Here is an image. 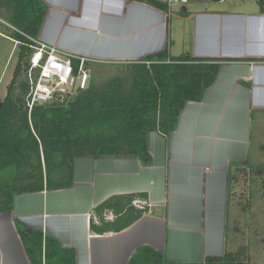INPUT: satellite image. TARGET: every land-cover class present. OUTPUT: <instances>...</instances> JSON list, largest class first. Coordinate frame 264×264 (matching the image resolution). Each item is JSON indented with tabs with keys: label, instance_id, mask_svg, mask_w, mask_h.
Wrapping results in <instances>:
<instances>
[{
	"label": "crops",
	"instance_id": "obj_1",
	"mask_svg": "<svg viewBox=\"0 0 264 264\" xmlns=\"http://www.w3.org/2000/svg\"><path fill=\"white\" fill-rule=\"evenodd\" d=\"M43 1L38 39L90 59L138 61L168 47L172 56L223 62L203 100L186 102L174 131L150 130V165L135 156L78 155L72 187L16 194L13 209L0 213V264H33L19 225L72 249L75 264H206L224 256L230 172L251 162L254 121L264 120L260 5L175 2L182 48L171 35L174 3L165 11L139 0ZM134 194L146 195L136 199H148L149 212L120 231L91 228L98 205Z\"/></svg>",
	"mask_w": 264,
	"mask_h": 264
},
{
	"label": "trees",
	"instance_id": "obj_2",
	"mask_svg": "<svg viewBox=\"0 0 264 264\" xmlns=\"http://www.w3.org/2000/svg\"><path fill=\"white\" fill-rule=\"evenodd\" d=\"M139 1L168 10L164 2ZM258 2L264 12V0ZM0 8L13 28L11 32L9 26L0 23V27L19 41L12 79L0 101V213L13 209L16 194L72 187L78 155L135 156L150 165V130L159 129L163 134L174 131L186 102L203 100L223 62L219 58L172 56L168 47L138 61L87 60L90 78L85 89L64 102L35 105L30 112L27 72L48 6L43 0H0ZM73 61L79 64L78 59ZM101 63V67L94 66ZM105 68L114 71L103 78ZM247 170L240 166L231 170L230 191L238 173ZM137 197L146 195L106 199L95 208L99 221L92 217L91 228L104 233L133 224L149 212L148 207L133 204ZM250 206V200L242 205L245 211ZM107 211L114 213L113 219L105 218ZM18 230L33 264H75V252L62 248L52 236L21 225ZM246 251L242 245L224 256L207 257L206 264H245Z\"/></svg>",
	"mask_w": 264,
	"mask_h": 264
},
{
	"label": "rangeland",
	"instance_id": "obj_3",
	"mask_svg": "<svg viewBox=\"0 0 264 264\" xmlns=\"http://www.w3.org/2000/svg\"><path fill=\"white\" fill-rule=\"evenodd\" d=\"M232 4L241 1L252 7L259 6L258 0H226ZM200 3V0H192L191 5ZM180 3L173 5V17H171L170 29L173 39L176 41V46H184L183 22L180 19ZM7 13L0 8V19L4 20V24L9 26V31L12 32V26L8 22ZM6 22L8 24H6ZM4 33L9 34L3 26L0 27ZM10 35V34H9ZM11 37V36H10ZM13 38V37H12ZM174 49V54L179 52V48ZM19 45L15 41L0 34V101L7 94V87L12 79L13 70L18 59ZM183 48V47H182ZM33 52V51H32ZM89 58V57H87ZM90 59V58H89ZM96 61L95 59H91ZM104 65V64H103ZM96 68L101 64L94 65ZM114 69L105 68L102 70L103 78L111 75ZM248 170L240 172L239 179L232 190L230 191L229 213L227 215L229 226L226 229L228 250L237 251L240 246L244 245L247 249L246 255L243 258L245 264H264V120L263 117L256 116L253 129V143L251 151V163L246 165ZM252 170V172H251ZM260 172V173H259ZM256 173H259L256 175ZM234 176V175H233ZM254 180V181H252ZM234 186V189H233ZM253 190V196L251 193ZM250 200V209L245 211L242 205ZM239 201L241 203L239 204ZM239 229L237 230L236 228ZM248 255V256H247Z\"/></svg>",
	"mask_w": 264,
	"mask_h": 264
},
{
	"label": "built area",
	"instance_id": "obj_4",
	"mask_svg": "<svg viewBox=\"0 0 264 264\" xmlns=\"http://www.w3.org/2000/svg\"><path fill=\"white\" fill-rule=\"evenodd\" d=\"M189 1L166 0V3L171 6L175 2L186 4ZM0 22L5 21L0 19ZM0 34L16 43L19 42L1 30ZM74 58L79 60L77 66L73 61ZM87 60L91 59L36 39L27 72L30 82L29 111L31 112L35 105L64 102L80 89H85L89 85L90 78L89 71L85 67ZM133 204L139 208L149 207L148 199H135ZM105 218L113 219L114 213L107 211ZM95 219L99 221L97 215Z\"/></svg>",
	"mask_w": 264,
	"mask_h": 264
},
{
	"label": "water",
	"instance_id": "obj_5",
	"mask_svg": "<svg viewBox=\"0 0 264 264\" xmlns=\"http://www.w3.org/2000/svg\"><path fill=\"white\" fill-rule=\"evenodd\" d=\"M0 106H1V102H0Z\"/></svg>",
	"mask_w": 264,
	"mask_h": 264
}]
</instances>
